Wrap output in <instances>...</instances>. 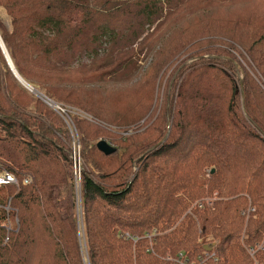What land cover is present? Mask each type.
<instances>
[{
	"label": "trees",
	"instance_id": "1",
	"mask_svg": "<svg viewBox=\"0 0 264 264\" xmlns=\"http://www.w3.org/2000/svg\"><path fill=\"white\" fill-rule=\"evenodd\" d=\"M0 37V264H264V0H0Z\"/></svg>",
	"mask_w": 264,
	"mask_h": 264
},
{
	"label": "water",
	"instance_id": "2",
	"mask_svg": "<svg viewBox=\"0 0 264 264\" xmlns=\"http://www.w3.org/2000/svg\"><path fill=\"white\" fill-rule=\"evenodd\" d=\"M0 48L6 58V61L11 69V71L13 72V74L15 75V77L18 79V81L25 87L27 88L29 91L33 92L31 89H29L26 84L25 81L23 80V78L21 77V75L18 73L17 69L15 68L9 53L0 37ZM97 148L103 152L104 154H111L115 151V148L110 146L105 140H99L96 144ZM214 171V169L211 170V173Z\"/></svg>",
	"mask_w": 264,
	"mask_h": 264
},
{
	"label": "built area",
	"instance_id": "3",
	"mask_svg": "<svg viewBox=\"0 0 264 264\" xmlns=\"http://www.w3.org/2000/svg\"><path fill=\"white\" fill-rule=\"evenodd\" d=\"M50 105V104H49ZM57 109L59 110V111H62L63 113H64V109L63 108H61L60 106H57ZM75 147H73V153H72V159H73V162L75 163V165H77L78 164V154L76 153V151H75V149H74ZM77 158V159H76ZM78 160V161H77ZM25 183L27 182V180H25L24 181ZM5 184H17V181H16V179H15V177L12 175V174H10V173H4V174H2V175H0V186H2V185H5ZM209 200V202H211L212 201V199H208ZM261 248H262V245L260 246ZM259 247V248H260ZM248 252H249V254H253V251L252 250H248ZM208 255V254H207ZM206 255V256H207ZM182 255L180 254V257H181ZM213 256V254H210L209 255V257H212ZM168 259H170V256H168L167 257ZM198 264H204V260H203V258H201V257H199L198 256ZM179 264H186V262H179ZM191 264H196V262L195 261H193V262H191Z\"/></svg>",
	"mask_w": 264,
	"mask_h": 264
},
{
	"label": "rangeland",
	"instance_id": "4",
	"mask_svg": "<svg viewBox=\"0 0 264 264\" xmlns=\"http://www.w3.org/2000/svg\"><path fill=\"white\" fill-rule=\"evenodd\" d=\"M4 22H5V24H6V26L7 27H9V22L5 19L4 20ZM152 29V28H151ZM141 40V39H140ZM138 47V44L136 45H134V48H137ZM146 56V51L144 50V51H142V53H136V55H134L133 56V59L135 60V69H134V72L133 71H129V78H128V80H130L135 74H137L138 72H135L136 71V67H137V69L139 70V69H141L142 68V66H144L145 64V56ZM255 75V74H254ZM239 79L241 80L242 79V74H241V76L239 77ZM50 105L49 106H51V107H53L55 110H57L58 112H61L62 113V111H59L58 109H57V104H52V103H50V102H48ZM65 113V112H64ZM63 113V114H64ZM75 145V151H76V153L78 154V150H79V146L77 145V143H73L72 144V146H74ZM78 158H79V154H78ZM77 159V158H76ZM78 161V160H77ZM78 163H79V161H78ZM75 164V163H74ZM76 167V166H75ZM78 167V166H77ZM76 167V168H77ZM77 171V170H76ZM210 199V198H209ZM7 209H8V207H7ZM9 225H13V220L11 219V220H9V222H8V226Z\"/></svg>",
	"mask_w": 264,
	"mask_h": 264
},
{
	"label": "bare ground",
	"instance_id": "5",
	"mask_svg": "<svg viewBox=\"0 0 264 264\" xmlns=\"http://www.w3.org/2000/svg\"><path fill=\"white\" fill-rule=\"evenodd\" d=\"M25 84H26V86H27L29 89H31L33 92L36 91V88H35L32 84H29V83H27V82H25ZM76 175H77V173H76ZM187 264H188V263H187Z\"/></svg>",
	"mask_w": 264,
	"mask_h": 264
}]
</instances>
